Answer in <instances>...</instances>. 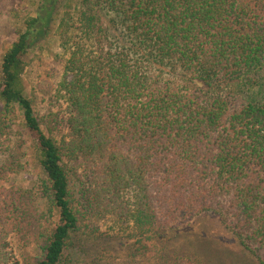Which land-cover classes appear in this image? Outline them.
<instances>
[{
	"label": "trees",
	"instance_id": "trees-1",
	"mask_svg": "<svg viewBox=\"0 0 264 264\" xmlns=\"http://www.w3.org/2000/svg\"><path fill=\"white\" fill-rule=\"evenodd\" d=\"M44 1L54 27L37 12L0 53V264H67L108 223L140 264H198L161 251L201 213L264 264V0ZM40 28L62 50L44 110L24 79ZM30 146L43 176L5 188Z\"/></svg>",
	"mask_w": 264,
	"mask_h": 264
},
{
	"label": "rangeland",
	"instance_id": "rangeland-1",
	"mask_svg": "<svg viewBox=\"0 0 264 264\" xmlns=\"http://www.w3.org/2000/svg\"><path fill=\"white\" fill-rule=\"evenodd\" d=\"M53 4L44 0H31L30 3L22 0H0V53L15 40L16 30L37 12L43 24L49 22L52 16L54 27L55 11L52 9L46 13L53 8ZM41 8L43 9L40 10ZM61 52L55 35L44 34V28H40L26 54L27 67L24 79L26 84L36 85L38 88L37 108L39 109L46 108L48 93L45 92L53 89L58 81L61 63L56 62L53 54H62ZM29 145L31 144L28 143ZM22 162V171L7 173L4 178L2 177V186L18 189L37 186L43 171L31 146ZM100 230L104 232L103 236L105 232L107 236L81 239L72 250L69 261L66 259L67 264H140L137 256L140 257L144 252V244L136 241L137 238L133 236L136 231L134 228L125 227L124 230L118 231L108 223ZM88 232L91 230L88 229ZM169 232L170 234L166 233L168 240L164 243L165 250L164 252L159 250V255L161 251V255L180 257L184 255L182 252H190L198 264H259L212 213L198 214L186 225ZM95 233L94 236H98L102 232ZM114 233L118 234L117 238H111ZM7 240H13L12 234L7 236ZM10 250L13 251L12 256L18 255L13 243L9 245L8 251ZM101 254L107 255L109 263L107 257L103 260L101 256L104 255ZM135 260L136 262H133Z\"/></svg>",
	"mask_w": 264,
	"mask_h": 264
}]
</instances>
